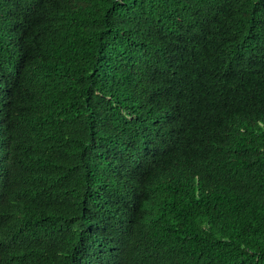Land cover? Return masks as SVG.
Masks as SVG:
<instances>
[{"label":"trees","instance_id":"16d2710c","mask_svg":"<svg viewBox=\"0 0 264 264\" xmlns=\"http://www.w3.org/2000/svg\"><path fill=\"white\" fill-rule=\"evenodd\" d=\"M0 264H264V0H0Z\"/></svg>","mask_w":264,"mask_h":264}]
</instances>
